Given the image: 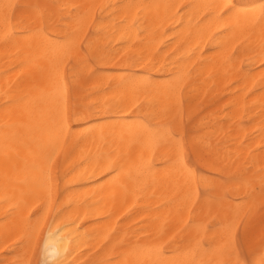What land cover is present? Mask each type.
Returning a JSON list of instances; mask_svg holds the SVG:
<instances>
[{"label": "bare ground", "instance_id": "6f19581e", "mask_svg": "<svg viewBox=\"0 0 264 264\" xmlns=\"http://www.w3.org/2000/svg\"><path fill=\"white\" fill-rule=\"evenodd\" d=\"M46 2L76 33L62 93L42 91L41 53L16 44L18 17L36 0H0V261L12 264L26 251L31 264L35 257L53 264L78 236L73 256L81 264L177 258L218 264L212 241L225 223L243 232L247 222L258 239L264 228L258 213L264 203L262 0ZM4 4L12 5L7 17ZM234 9L238 16L221 18ZM5 34L13 37L8 44ZM93 53L100 59L92 62ZM65 100L68 118L53 135L51 114L63 111ZM174 116L182 134L211 137L222 156L231 154L219 169L200 166L214 172L222 201L170 175L151 151L129 160L142 123ZM37 160L50 181L34 167ZM253 185L254 203L246 199ZM48 240L54 251L43 256ZM189 240H199L200 248L189 252Z\"/></svg>", "mask_w": 264, "mask_h": 264}, {"label": "snow or ice", "instance_id": "6c2138e0", "mask_svg": "<svg viewBox=\"0 0 264 264\" xmlns=\"http://www.w3.org/2000/svg\"><path fill=\"white\" fill-rule=\"evenodd\" d=\"M12 5L4 4L2 6L7 17V12ZM220 7V6H217ZM231 5L227 6L229 9ZM259 19L264 22V0L259 5ZM239 13L234 10L225 12L224 16L231 20L233 16H238ZM62 16L58 14V7L49 4L46 0H36V3L28 5L24 13L18 17V23L22 26V31L15 34L19 37L16 44L20 46H27L29 51L35 50L41 53L40 59L44 64V83L42 91H46L51 87L55 92L62 93L61 86L62 73L64 71L65 57L68 56L76 46V33H68L62 25ZM57 32H65L64 36L56 35ZM13 37L5 34L4 42L8 44L12 41ZM81 48L83 43L81 42ZM91 48V44H89ZM23 54V52L21 53ZM262 54H264V44H262ZM92 62L100 59L99 56H89ZM75 66L73 65V68ZM150 108L155 112L156 105H150ZM172 109L165 108L164 114L170 115ZM155 112V115H159ZM50 130L53 135L57 134L59 129H62L67 120V103L63 111L57 110L51 114ZM155 118V116L153 117ZM140 127L143 129V134L139 135L136 140L130 145L128 158L132 160L137 151L143 153L144 151H151L163 159V167L174 175L178 180L185 183H193L200 185L206 192L214 191L215 196L210 197L211 200L222 201L223 197L220 193V187L216 183L214 172L204 173L201 170V164L205 167L212 169H219L222 165L226 164L230 159L231 154L221 155L218 143L214 144L211 137L190 135L187 132L182 134L179 127L178 117H172L164 123L152 124L150 121L146 124L142 123ZM155 165H149V169ZM38 170L45 172L44 163L37 160L34 164ZM248 171H251L249 169ZM264 172V169H261ZM47 179L51 180L50 170L45 172ZM251 190L246 194V199L255 202L257 189L255 186H250ZM259 193L264 198V175L260 176ZM71 207V205H69ZM264 210V203L261 205ZM67 208L60 211H67ZM211 203L208 207V215H211ZM74 224V222H73ZM35 228V225L33 226ZM209 231L211 229H208ZM73 231L77 234L79 229L73 227ZM24 240H20V245H23ZM52 241L48 240L42 250V255L47 256L50 251H54L50 247ZM212 243H218L216 251L220 254L222 259L218 264H264V228L260 229L259 237H256L255 228L245 222L243 232L234 231V223H225L221 230L218 232V240L213 238ZM20 245H17L19 247ZM199 240H189V252H195L200 248ZM79 248V237L74 247H65L60 253L61 258L53 262V264H81L78 257H74L73 253ZM138 249H133L135 253ZM157 254L160 253L157 250ZM69 257H73L69 259ZM235 257V261H233ZM251 257V258H249ZM258 257V258H257ZM0 264H7L6 261H0ZM12 264H31L27 260V252L25 251L24 257H17ZM37 264H48L47 260L37 261ZM85 264H97V262H85ZM110 264V262H109ZM118 264H197L195 260L174 259L172 261L164 262L158 259L136 260H123ZM199 264H211V262L201 261Z\"/></svg>", "mask_w": 264, "mask_h": 264}, {"label": "rangeland", "instance_id": "374dc122", "mask_svg": "<svg viewBox=\"0 0 264 264\" xmlns=\"http://www.w3.org/2000/svg\"><path fill=\"white\" fill-rule=\"evenodd\" d=\"M20 8V4H17V9H19ZM201 194H202V196H208L207 194H209L210 195V192H205L204 190H201ZM226 194H228L227 196H229L230 194L229 193H226ZM230 197V196H229ZM258 213L259 214H263L264 213V210H262V207L260 206L259 207V209H258ZM242 228H243V226H241L240 227V229H239V232H241L242 233ZM250 258V257H249ZM37 260V258L35 257L34 259H32V264H37L36 261Z\"/></svg>", "mask_w": 264, "mask_h": 264}]
</instances>
